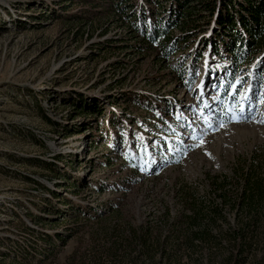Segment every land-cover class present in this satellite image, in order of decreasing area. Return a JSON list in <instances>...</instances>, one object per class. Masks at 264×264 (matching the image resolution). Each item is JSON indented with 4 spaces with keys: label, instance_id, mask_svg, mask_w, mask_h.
Returning <instances> with one entry per match:
<instances>
[{
    "label": "rangeland",
    "instance_id": "obj_1",
    "mask_svg": "<svg viewBox=\"0 0 264 264\" xmlns=\"http://www.w3.org/2000/svg\"><path fill=\"white\" fill-rule=\"evenodd\" d=\"M179 1L0 0V264L230 262L264 177V39L197 3L167 28ZM251 231L237 264H264Z\"/></svg>",
    "mask_w": 264,
    "mask_h": 264
},
{
    "label": "trees",
    "instance_id": "obj_2",
    "mask_svg": "<svg viewBox=\"0 0 264 264\" xmlns=\"http://www.w3.org/2000/svg\"><path fill=\"white\" fill-rule=\"evenodd\" d=\"M202 1L203 0L179 1L178 7L180 8V10L178 13H175L177 15L175 23L166 24L167 28L178 27L179 25H181V21H183L181 18L191 16V13L196 11L197 9V6L195 5H201L200 7L211 15L218 13L217 23L220 25V27L228 26L227 29L232 30L236 34H234L235 39L233 40V45H236L237 42L241 45L244 42L243 40H241L242 38L240 37L241 35L239 30L235 31V29H237L236 24L240 25L243 29H245L244 32H246L248 36L252 38L251 45L261 43L263 41L264 0H227V2H220L221 8L218 10L217 8L219 7L217 5L214 6V0H212V3ZM193 3L197 4L193 5ZM235 5L237 6V9H234ZM222 11L226 15H223ZM234 13L237 15L236 19L233 16ZM143 31H145L144 28ZM168 31L169 30L167 29H163L157 25H153V32L147 35L143 32V35L146 39L150 41V43L156 41L158 37L163 38V41L159 45H161V49L164 52V50L166 49V44L170 42V37H168ZM187 39L188 35H185L182 38V40L185 41ZM247 42L248 41H245V44H247ZM237 59H241V56ZM247 188L248 189L243 192L244 196L242 198V202L245 203V207L241 205L240 210V212L243 210L244 216L247 219L241 223L237 222V227L231 228L229 233L224 236L223 239H221V243L231 245L230 254L228 256L230 262H228V264H237L238 259L243 257L244 254H246V252L251 249L252 235H254L255 239L257 233L256 231L250 232V229L251 225H254L258 218L261 220L262 226L264 228V177L262 179H254L248 182ZM223 200L225 201V198H223ZM214 215L215 217H221V210L214 209ZM194 240H199L200 242H203L205 244H212L209 240V236L207 233H203L200 235L195 234L190 238L189 241L193 244ZM222 240L224 242H222Z\"/></svg>",
    "mask_w": 264,
    "mask_h": 264
},
{
    "label": "snow or ice",
    "instance_id": "obj_3",
    "mask_svg": "<svg viewBox=\"0 0 264 264\" xmlns=\"http://www.w3.org/2000/svg\"><path fill=\"white\" fill-rule=\"evenodd\" d=\"M238 83H239V81H238Z\"/></svg>",
    "mask_w": 264,
    "mask_h": 264
}]
</instances>
